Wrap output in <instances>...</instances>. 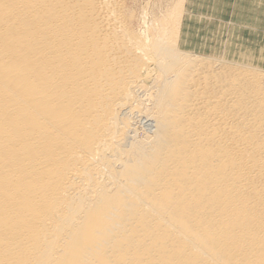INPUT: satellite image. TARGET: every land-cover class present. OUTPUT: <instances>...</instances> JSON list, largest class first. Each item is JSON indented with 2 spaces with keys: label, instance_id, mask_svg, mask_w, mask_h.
I'll list each match as a JSON object with an SVG mask.
<instances>
[{
  "label": "bare ground",
  "instance_id": "6f19581e",
  "mask_svg": "<svg viewBox=\"0 0 264 264\" xmlns=\"http://www.w3.org/2000/svg\"><path fill=\"white\" fill-rule=\"evenodd\" d=\"M181 2L0 0V264H264V70Z\"/></svg>",
  "mask_w": 264,
  "mask_h": 264
},
{
  "label": "rangeland",
  "instance_id": "374dc122",
  "mask_svg": "<svg viewBox=\"0 0 264 264\" xmlns=\"http://www.w3.org/2000/svg\"><path fill=\"white\" fill-rule=\"evenodd\" d=\"M175 1L127 0L128 6L133 9L132 25L135 30L138 28L139 33L144 31L153 12L157 10L160 13L162 7ZM181 1V17L177 23L180 49L207 61L253 63L264 70V0ZM154 76L157 78L159 74L154 72ZM143 90L140 97L146 102L153 89ZM134 131L136 137L148 131V125L141 117L135 121Z\"/></svg>",
  "mask_w": 264,
  "mask_h": 264
}]
</instances>
